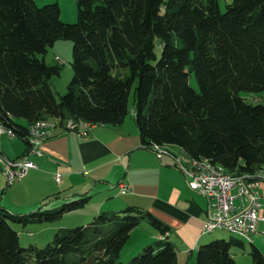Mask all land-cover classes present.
Returning a JSON list of instances; mask_svg holds the SVG:
<instances>
[{
  "label": "trees",
  "instance_id": "trees-1",
  "mask_svg": "<svg viewBox=\"0 0 264 264\" xmlns=\"http://www.w3.org/2000/svg\"><path fill=\"white\" fill-rule=\"evenodd\" d=\"M76 4L77 20L64 22L58 2L0 0L1 123L26 143L31 124L42 118L62 127L70 118L120 125L133 89L143 146L177 147L233 174L264 168V103L240 95L264 89V0H229L224 11L218 0ZM57 39L73 44L72 77L59 98L50 79L61 66L44 58ZM191 73L199 90L190 84ZM87 200L84 195L23 214L0 204V264H176L178 247L168 238L121 261L131 230L142 220L161 234L170 230L135 205L59 228L45 246L20 244L11 222L51 221ZM243 243L235 236L201 243L196 264H238L231 248ZM249 243L253 264H264L262 251Z\"/></svg>",
  "mask_w": 264,
  "mask_h": 264
},
{
  "label": "crops",
  "instance_id": "crops-1",
  "mask_svg": "<svg viewBox=\"0 0 264 264\" xmlns=\"http://www.w3.org/2000/svg\"><path fill=\"white\" fill-rule=\"evenodd\" d=\"M9 142L17 149L7 148ZM26 147L17 135L0 137V153L9 159L22 155ZM40 148L42 154L30 157L36 167L12 184L7 183L0 166V204L11 212L55 209L84 195L88 199L97 196L96 212L118 211L130 205L149 210L170 227L165 234L155 229L151 235L170 239L183 254L187 251L193 256V251L211 237L204 233L207 200L190 189L169 156L159 157L142 145L134 115L116 126L92 124L82 136L58 126ZM56 173H61L60 182L55 180ZM124 184L128 189L123 192ZM260 191L264 193V184Z\"/></svg>",
  "mask_w": 264,
  "mask_h": 264
},
{
  "label": "rangeland",
  "instance_id": "rangeland-1",
  "mask_svg": "<svg viewBox=\"0 0 264 264\" xmlns=\"http://www.w3.org/2000/svg\"><path fill=\"white\" fill-rule=\"evenodd\" d=\"M38 5H43L50 2H58L60 6V18L64 22H75L77 20V4L76 0H35ZM229 0H218L219 7L222 11L225 10L226 4ZM72 41L69 39H57L54 44L48 47V51L45 54V61L48 63H57L61 66L60 74L53 76L50 79L51 87L57 98L63 94L67 85L72 77ZM159 53V49L156 50ZM190 84L196 90H199L198 83L194 73L190 74ZM240 95L246 100L252 103H264V89L258 92L240 91ZM133 89L129 95L128 101V113L127 118L133 119ZM18 138H15L17 140ZM7 148L16 150V144L6 143ZM177 147H173V151H178ZM202 196V195H200ZM93 196L84 203L83 206L71 209L64 212L61 216L51 221H29L27 223L11 222L12 226L18 231L19 241L22 246H29L33 244L37 247L45 246L52 240L54 232L63 227H74L82 224H86L91 221L92 217L98 213L94 208L98 205L100 200ZM203 197V196H202ZM206 199L205 197H203ZM125 208V207H124ZM96 212V213H95ZM100 212V211H99ZM16 213V212H15ZM27 213V212H26ZM21 214V213H19ZM23 214V212H22ZM260 229H263V225L260 224ZM155 228L147 221L142 220L135 228L130 232L128 241L123 246L120 259L123 262H127L132 256L140 252L143 246L153 242L156 239ZM211 236L206 239V242L214 240L216 238H229L235 236L236 238L243 240L242 246H232L231 253L238 264H253L250 254L251 244L242 235L236 233H230L229 231L217 228L213 231L207 232L205 237ZM254 244L262 251L264 255V234H255ZM178 264H196V250L193 251V256H190L187 251L184 254L181 252V248L177 245Z\"/></svg>",
  "mask_w": 264,
  "mask_h": 264
},
{
  "label": "built area",
  "instance_id": "built-area-1",
  "mask_svg": "<svg viewBox=\"0 0 264 264\" xmlns=\"http://www.w3.org/2000/svg\"><path fill=\"white\" fill-rule=\"evenodd\" d=\"M51 119L52 126H44L39 122L36 125V133H29L26 150L16 157V165H7V158H0V166L8 184L20 180L30 168L36 167L30 158L31 155L42 154L40 148L42 142L59 126L56 119ZM90 127L87 122H79L72 118L63 126L65 129L76 131L80 136L85 135ZM2 135L16 136L11 127L0 122V137ZM152 149L159 157L169 156L173 165L184 174L190 189L206 198L208 207L204 233L222 225H229L230 229L248 233L251 242L255 241L252 239V232L264 234V193L260 191L264 184V169L257 170V179L224 182L219 170L206 168L191 171L188 170V162H180V153L171 151L168 154H160L157 149ZM55 180L60 182L61 173L55 174ZM127 189V185H122L123 192ZM260 224L263 225V229H260Z\"/></svg>",
  "mask_w": 264,
  "mask_h": 264
},
{
  "label": "bare ground",
  "instance_id": "bare-ground-1",
  "mask_svg": "<svg viewBox=\"0 0 264 264\" xmlns=\"http://www.w3.org/2000/svg\"><path fill=\"white\" fill-rule=\"evenodd\" d=\"M69 120L70 119H68L64 125H66L69 122ZM39 122H41L44 126H52V119L51 118H42V119H39L36 122L31 124L30 129H29V133H36V125L39 124ZM87 125L92 126V124L88 123V122H87ZM153 148L157 149L158 153H160V154H168V153H171V151H172L166 147H162L159 145H154ZM175 153H180V162H188V170L198 171V170H205L206 168L212 169V170H219L220 171V177L223 178L224 182H236V181H245L246 179H257V173L256 174L253 173L254 175L250 174V173L233 174V173L228 172L220 164L212 163L208 159L193 158V157L189 156L182 149H179V151H176ZM0 158H7V165H16V159H9L6 156L4 157L1 153H0ZM217 228H222V229L229 231L230 233H236V234L242 235L249 242H251L250 235L244 231H240L237 229H230L229 225H222V226H219ZM258 233H260V232H252V239H253V236L255 234H258Z\"/></svg>",
  "mask_w": 264,
  "mask_h": 264
}]
</instances>
